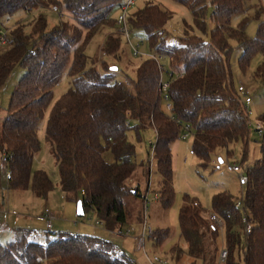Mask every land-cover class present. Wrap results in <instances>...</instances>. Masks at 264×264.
Instances as JSON below:
<instances>
[{
    "label": "trees",
    "instance_id": "obj_1",
    "mask_svg": "<svg viewBox=\"0 0 264 264\" xmlns=\"http://www.w3.org/2000/svg\"><path fill=\"white\" fill-rule=\"evenodd\" d=\"M121 1L0 0V19L39 6H56L69 15L50 28L42 13L28 22L19 18L9 28L7 48L0 52V87L14 67L24 69L6 111L0 108V157L5 151L11 173L7 188H30L39 197L53 189L49 175L32 167L40 149L37 126L47 112L45 142L55 158L60 190L68 200L81 201L84 214L93 211L108 230L117 223H129L125 197L133 194L143 199L151 177L149 160H135L128 132L133 130L138 139L144 128L157 132L154 164L161 177L157 199L166 208L174 199L171 147L182 132L159 107L160 69L153 58L140 62L129 83L116 79L106 60L99 66L88 63L87 43L101 27L115 28L111 13ZM173 1L191 14V22H184L174 41L168 27L173 12L158 4L148 2L129 12L128 25L143 30L151 54L167 59V72L173 75L168 89L172 113L190 126L192 154L206 167L218 148L248 137V116L233 83L228 40L235 39L242 49L238 58L242 69L253 55L262 54L254 77L264 87V9L258 3L252 5L259 21L255 36L249 37L246 0ZM236 16L240 18L234 23ZM121 41L116 31L108 32L102 55L120 61ZM64 75L70 78V86L54 100V87ZM257 120L262 124L261 155L248 166L243 189L251 232L244 233L242 213L230 192L220 191L211 200L210 211L220 218L221 227L196 199L183 196L186 203L179 209L178 223L193 264L196 260L219 264V234L227 250L225 264H264V112ZM133 181L139 188L132 187ZM32 233L26 227H14L13 237L0 243V264H138L109 239L67 231L49 235L46 230L44 240L38 241L31 238ZM167 234V228H157L147 237L158 245ZM170 253L178 260L184 250L174 245Z\"/></svg>",
    "mask_w": 264,
    "mask_h": 264
},
{
    "label": "rangeland",
    "instance_id": "obj_2",
    "mask_svg": "<svg viewBox=\"0 0 264 264\" xmlns=\"http://www.w3.org/2000/svg\"><path fill=\"white\" fill-rule=\"evenodd\" d=\"M152 2L160 7L173 12V19L168 27L171 31V40L182 33L184 22H191V14L186 6L173 0H135L131 5L129 12L142 8L146 3ZM264 9V0H246V34L249 37H254L257 30L259 19L255 18L254 8L252 5L257 4ZM251 6V7H250ZM64 15H58L54 12L51 6H39L31 11H18L12 16H6L0 19V23L4 19H9L7 28L12 27L16 20L22 18L25 22L30 21L42 13L48 24V28L56 25L59 21H64L69 18V15L59 8ZM212 12V9H210ZM118 8L115 7L111 16L116 18ZM264 17V16H263ZM240 17L236 16L234 23ZM212 26L210 23L208 29ZM114 29L103 26L90 39L85 48V53L89 57L88 63L94 62L99 66L101 60H106L110 63V68L113 67L115 77L118 80L124 79L129 83V79L135 77V71L140 62L148 58L150 53L145 41V34L142 29L131 28L130 41L134 46L138 45L142 55L133 56L131 47L125 39L121 41V59L115 61L110 56H104L101 53V45L107 33ZM229 44L232 48L230 55L231 73L233 83L236 87L243 86L251 102L243 103L246 109L249 124V134L245 141H237L228 146L218 148L213 154V160L208 166L200 165L199 160L194 154L190 153L193 136L177 139L171 147L172 153V168L174 189V199L170 207H163L158 198L161 177L155 171V164L151 172V187L149 191V200L144 202L143 199L135 195H127L125 204L129 212V223L121 225L122 229L129 232L128 236L114 237L101 221L97 218L93 211H88L84 215L76 214L77 203L68 200L59 187V174L57 171L55 158L53 156L51 146L45 142V125L47 120V112L37 126V135L40 141V149L34 155L33 169H42L50 177L53 182V189L46 197H39L32 193L29 189L15 190L8 189L5 179V166L0 157V207L12 208L18 212V215L10 216L6 222L0 219V243L9 241L13 237V229L16 226L26 227L32 230L34 240L43 241L46 235V230H49V235L52 232H71L77 234L95 235L100 238L112 240L121 247L128 255L137 260L138 264H148V259L144 255L142 246H144L149 257L157 255L167 260L168 264H193L192 258L185 251L187 248L186 242L180 236L178 223V213L181 206L185 205L183 196L188 195L196 199L201 206L210 212L211 200L213 196L220 191H228L235 198L239 199L242 196L243 190L239 185L237 175L230 172L226 168V164L238 163L250 166L261 155L259 139L260 135L257 131L258 116L264 112V87L255 77L254 72L257 66L262 62L263 56L257 53L252 56L248 66L242 69L239 65L238 58L242 49L238 46L235 39L230 38ZM7 48V44H1L0 52ZM159 57V56H157ZM159 63L163 67L164 75L168 70V61L166 58L159 57ZM115 67V69H114ZM24 73V69L16 66L11 72L6 82L0 87V108L1 112H5L8 106L10 94L14 84ZM70 86V78L64 75L60 83L54 87V100L62 94ZM160 109L168 115L170 113L164 106L160 104ZM129 139L135 145V160L146 162L149 160L150 144L155 143L156 134L152 127L144 128L140 132L139 139L133 130L128 132ZM247 142V145H245ZM107 160H112L110 153L104 154ZM218 156L223 160L219 163ZM141 181V178H139ZM134 182V181H133ZM140 188H144V182L141 181ZM156 194V197H155ZM47 210L52 217V227L47 229L45 223L36 219V216ZM141 217V218H140ZM144 219L148 231L157 228H167L168 234L166 238L158 245L153 243L150 238H145L142 244V239L136 238L143 228ZM8 226V227H7ZM6 229V230H5ZM146 230V232H147ZM11 231L12 235L9 234ZM139 236V235H138ZM216 244L218 249L223 246V236L219 234ZM174 245H179L183 250L181 257L178 260L172 258L170 248ZM194 264H202L200 260H196Z\"/></svg>",
    "mask_w": 264,
    "mask_h": 264
},
{
    "label": "built area",
    "instance_id": "obj_3",
    "mask_svg": "<svg viewBox=\"0 0 264 264\" xmlns=\"http://www.w3.org/2000/svg\"><path fill=\"white\" fill-rule=\"evenodd\" d=\"M134 1L135 0H122L117 5L118 14H117V17L115 18V28L114 29H115L116 33H118L120 35V37L125 39L127 41V43L130 45L132 55L133 56H139V55H142V53L139 51L138 45L134 46L131 43L130 31H129V25H128L129 10H130L131 5L134 4ZM51 7H52L54 12L58 13V15H61V16L64 15V13L58 7H56V6H51ZM8 22H9V19H4L0 23V42H1V44H7V42H8L7 41L8 32H9V28H7ZM147 57L153 58L157 62L158 67L160 69L159 79H158V84H157V96L159 99L158 100L159 101V107H160V104H164L165 108L170 111V113L167 115V117L169 119L173 120L178 125H180V127L182 129V132H181L182 138L185 139V138L189 137V135L193 136V131L191 130L190 126L186 123H183L180 119L175 117V115L172 113V103L170 101L169 92H168L171 79L173 78L172 73L166 71V77H165L163 67L159 63V59H158L159 57H156L151 53H148ZM237 89H238V93L240 94V96L244 97L243 103H246V104L250 103L251 99L247 95V92L245 91L244 87L239 85L237 87ZM257 131H258L259 135L262 134V124L260 122H258V124H257ZM155 134L157 135L156 131H155ZM155 142H156V139H155ZM149 144H150L149 170H150V172H152L153 164H154L155 143L151 142ZM190 153L192 154V150H190ZM1 161H2V163L6 169L5 179L7 181L11 177V173L7 168V154L5 151H2ZM226 168L228 171L233 172L237 175L239 185L242 187V190H243L246 183H247L246 170H247L248 166L243 165V164L228 162L226 164ZM139 186H140V184H138V182H134L132 184L133 188H139ZM150 187H151V177L149 178L147 187H146L144 193L142 194L143 195L142 197H143V200L145 203L148 202V200H149L148 194L150 191ZM155 197H156V194H155ZM235 206L242 213V221L244 222V233L246 235H248L251 232V223L247 217L246 209L244 206L243 193L239 199H236ZM14 215H18V212L15 209L0 207V219L2 221L6 222V220L10 216H14ZM208 216L211 220H213L216 223L217 226L221 227L222 222H221L220 218L215 213L210 211V212H208ZM36 219L45 223V226L47 229L52 227V217H51V214L47 210L44 209V211L42 213H40L36 216ZM145 222H146V220L144 219L143 228H142V231L138 234L139 236L138 235L135 236L136 238L140 237L142 239V244H143L144 239L147 238L148 234L151 232V230L148 231L146 229ZM146 230H147V232H146ZM109 232L115 237H124V236H128V234H129V232L126 231V229L125 230L122 229V226L119 223L115 224L114 227L109 230ZM142 250L144 252V255L148 259V264H168L167 260L164 259L163 257H159L157 255H154L153 257H149L145 251L144 246H142ZM226 257H227V250L223 246V247H221V249L218 253V263L219 264H225Z\"/></svg>",
    "mask_w": 264,
    "mask_h": 264
},
{
    "label": "water",
    "instance_id": "obj_4",
    "mask_svg": "<svg viewBox=\"0 0 264 264\" xmlns=\"http://www.w3.org/2000/svg\"><path fill=\"white\" fill-rule=\"evenodd\" d=\"M111 69H113V67H111ZM114 69H115V67H114ZM219 162H222V159L219 158ZM76 214L79 215V216H82L84 214L81 201L77 202Z\"/></svg>",
    "mask_w": 264,
    "mask_h": 264
},
{
    "label": "crops",
    "instance_id": "obj_5",
    "mask_svg": "<svg viewBox=\"0 0 264 264\" xmlns=\"http://www.w3.org/2000/svg\"><path fill=\"white\" fill-rule=\"evenodd\" d=\"M219 158L222 159L220 156H218V161H219ZM223 162V160H222ZM222 162H219V163H222ZM8 227V226H7ZM6 230V229H5ZM10 235H12L11 231L9 232ZM115 237V236H114Z\"/></svg>",
    "mask_w": 264,
    "mask_h": 264
}]
</instances>
